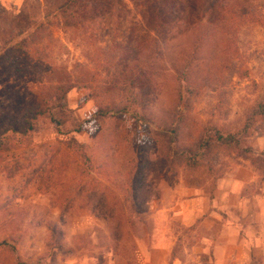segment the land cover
Returning a JSON list of instances; mask_svg holds the SVG:
<instances>
[{"label": "rangeland", "instance_id": "374dc122", "mask_svg": "<svg viewBox=\"0 0 264 264\" xmlns=\"http://www.w3.org/2000/svg\"><path fill=\"white\" fill-rule=\"evenodd\" d=\"M67 1L0 0V55L44 25L29 52L77 79L66 105L92 159L82 163L62 146L65 137L40 127L29 146L0 155V264H264V169L224 152L215 179L166 176L145 126L87 119L141 47L163 56L165 69L142 89L149 114L175 103L170 59H187L197 93L184 140L208 122L242 126L264 94V0H171L174 15L165 12L170 0H72L57 12ZM54 82L43 73L13 77L0 82V100L30 98ZM255 126L247 143L259 156L264 125ZM128 177L135 206L126 199ZM47 222L61 231L60 249Z\"/></svg>", "mask_w": 264, "mask_h": 264}, {"label": "trees", "instance_id": "16d2710c", "mask_svg": "<svg viewBox=\"0 0 264 264\" xmlns=\"http://www.w3.org/2000/svg\"><path fill=\"white\" fill-rule=\"evenodd\" d=\"M71 2L72 0H68L57 12L70 10ZM171 2L166 1L164 8L165 12L174 15L175 9ZM40 26L42 28L44 25H38L32 33L21 37L0 55V82H7L13 77L24 78L42 73L46 76L54 75L55 82L35 90L30 98L15 95L13 99L0 100V155L29 146L36 128L40 127L65 137L62 146L71 150L82 163L91 164L92 159L86 147L74 136L75 133L83 131V125L73 120L66 105L67 96L76 87L77 79L73 80L70 75L57 69L43 68L41 57L29 52L34 42L31 38L37 35ZM149 50L135 48L134 55L129 59L128 69L116 80V86L102 89L103 94L99 98H102L103 103L94 107L87 119L100 126L101 123L109 125L127 117L138 126H145L144 136L148 137L150 134L158 143L161 170L166 176L183 170L186 175L203 173L212 175L215 179L219 175L216 167L224 152L249 160L257 169H264V150L259 156H255L247 143V138L257 132L258 127L255 124L262 122L264 125V94L251 107L242 126L228 129L208 122L190 140L185 141L183 124L191 109V100L197 93L195 87H192V65L187 59H170V68L174 75L172 86L175 103L153 117L146 111L142 89L164 78L165 69L161 66L163 56H149ZM85 72L89 75L88 71ZM108 130L104 129L107 137L111 135ZM135 135L139 137L141 132L138 131ZM146 149L147 145L139 147L136 155L145 153ZM128 174L131 175V171ZM184 181L193 185L191 177H184ZM136 189L133 179L128 177L126 199L134 206ZM45 227L60 249L57 239L61 233L59 227L50 222Z\"/></svg>", "mask_w": 264, "mask_h": 264}, {"label": "crops", "instance_id": "0c3cea01", "mask_svg": "<svg viewBox=\"0 0 264 264\" xmlns=\"http://www.w3.org/2000/svg\"><path fill=\"white\" fill-rule=\"evenodd\" d=\"M229 227V226H228ZM236 229V228H235Z\"/></svg>", "mask_w": 264, "mask_h": 264}]
</instances>
